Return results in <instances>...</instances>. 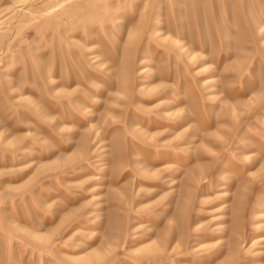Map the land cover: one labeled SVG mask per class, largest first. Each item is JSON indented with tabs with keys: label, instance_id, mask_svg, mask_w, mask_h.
Listing matches in <instances>:
<instances>
[{
	"label": "rangeland",
	"instance_id": "1",
	"mask_svg": "<svg viewBox=\"0 0 264 264\" xmlns=\"http://www.w3.org/2000/svg\"><path fill=\"white\" fill-rule=\"evenodd\" d=\"M0 264H264V0H0Z\"/></svg>",
	"mask_w": 264,
	"mask_h": 264
}]
</instances>
